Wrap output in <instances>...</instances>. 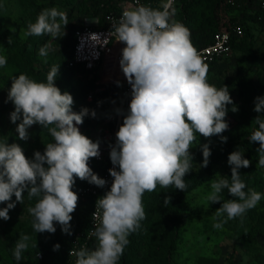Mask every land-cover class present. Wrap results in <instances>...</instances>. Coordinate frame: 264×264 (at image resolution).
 <instances>
[{"label": "clouds", "instance_id": "1", "mask_svg": "<svg viewBox=\"0 0 264 264\" xmlns=\"http://www.w3.org/2000/svg\"><path fill=\"white\" fill-rule=\"evenodd\" d=\"M68 23L65 12L45 8L35 22L27 24L24 35L47 34L58 39L65 34ZM112 32L115 40L125 45L119 65L131 86V100L116 132V144L110 150L111 163L119 170L109 169L113 177L110 190L97 199L93 213L98 223L91 235L97 245L94 250L71 251L77 257L75 264H118L129 235L146 218L145 192H153L157 186L185 192V176L194 164L191 149L197 144L198 135L205 139L220 136L226 142L222 133L229 128L227 106L233 105V113L238 111L226 85L217 88L208 82L209 67L191 43L189 29L172 19L167 5L163 9L143 5L125 8L112 25ZM93 36L98 35L92 33L91 40ZM7 42L12 43L11 36ZM49 50L50 44H45L39 55L47 57ZM6 65V57L0 55V68ZM59 67L60 64L52 65L45 81H37L26 73L10 79L7 100L14 105L11 122L20 121L16 127L18 138L27 141L28 129L39 125L47 130L52 142L45 145L43 153L35 151L29 159L18 143L0 140V204L6 205L0 208V220L10 219L9 211L17 203L23 204L27 192L29 200L37 198L35 205L28 208L36 233L54 234L59 224L63 233L71 235V214L79 200L73 191L76 179L101 188L107 182L89 166L91 158L100 156L99 140H91L77 127L83 124L89 109L73 111V96L62 92L55 83ZM254 104L253 110L261 115L254 118L258 128L249 141L259 143L257 167H264V96H257ZM91 115L94 117L95 112ZM200 147V167H207L211 149L208 144ZM227 162L231 167L230 180L217 174L207 196L210 203H219L220 194L227 189L236 198L225 200L216 210V217L226 215V219L213 225L218 229L228 220L243 217L264 198L255 189L245 191L247 185L239 170L248 168L251 161L242 152H231ZM170 200L165 197L164 205ZM30 239L21 234L15 242L16 261L22 259ZM59 247L56 244L53 250Z\"/></svg>", "mask_w": 264, "mask_h": 264}, {"label": "rangeland", "instance_id": "2", "mask_svg": "<svg viewBox=\"0 0 264 264\" xmlns=\"http://www.w3.org/2000/svg\"><path fill=\"white\" fill-rule=\"evenodd\" d=\"M35 1L46 5L47 8H57L65 12L69 22L62 37L54 39L48 36L46 43L50 44L48 55L41 57L38 52L35 67L49 70L52 65L60 64L59 70L71 68V60L67 61L65 57L72 42L73 31L84 25L85 14L81 11L85 10L89 3H85L86 0H53V6H51V0ZM111 2L115 3L116 0H111ZM30 3L31 0H0V55L5 56L6 59H9L10 53L3 36L7 34L12 37V40L18 38L24 42L26 36L24 35L23 23L29 15ZM187 3L188 0H177L179 15ZM248 11L251 13L262 12V20L244 22L239 25L245 27L244 36L234 44L230 55L209 67L207 76L208 82L217 88L223 85L228 87L234 105L238 108V111L233 113L231 111L233 105L227 106L229 109L226 117L228 124L238 118L241 100L248 93L247 90L244 94L239 92L238 81L246 77L254 87L259 84L264 87V9L252 5ZM220 16L222 29L231 26L233 20L236 23L241 21V12L229 9L221 11ZM242 43L246 44L247 50L235 46ZM6 74V67L0 68V139H13L14 143H18L23 148L26 157L32 159L35 151L43 153L45 145L52 142V137L46 129L43 130L39 125H33L28 129L29 139L27 141L18 138L16 127L20 121H17L16 124L11 122L10 113L14 111V105L7 100L11 81L7 82L1 78ZM89 78L91 77L86 74L77 73L72 76L71 84L77 87L90 80ZM108 98L97 101L79 99V101L74 102L73 111L75 112H80L83 108L89 109V115L84 117L82 134L88 137L90 132L106 127L115 121L120 100L118 97ZM93 111L95 112L94 117L91 115ZM222 135L228 140L225 132ZM226 142H222L220 136L205 139L198 135L197 144H194L191 149L194 157L192 168L194 170L202 168L200 167L203 161L201 145L208 144L212 155ZM243 155L245 158V154ZM89 166L93 172L99 168L90 161ZM239 171L245 174L244 182L247 185L245 191L255 189L264 194V167H257V164L251 161L248 168H241ZM217 174L229 177L230 180L231 167L226 163L223 167L216 169L208 181L185 197L183 204L188 218L186 223L177 228L175 232L173 251L169 258L170 264H257L255 257L257 255L264 256V238H258L256 243L249 246L237 242L243 234L249 232L259 215L264 213V198L255 208L248 210L243 217L228 220L222 228L213 227L215 223L226 219V215L220 217L215 215L222 202L228 199H236L229 194L228 199H226L222 193L220 194L221 202L210 203L208 201L207 196L211 192L210 182L213 179H218ZM12 199L15 200V197L13 196ZM36 202L37 198L29 200L27 192H25L23 204L17 203L16 207L9 211L10 219L7 221L0 220V246H3L0 247V264H29L26 254L38 242L49 245L45 252L44 261L33 264H55L52 261L55 252H53L51 245V235L46 232L36 233L32 227L33 217L28 212V208L34 206ZM2 207H6V205L0 204V208ZM6 223L12 224L14 231L10 230ZM21 234L28 235L31 239L28 241L27 250L22 253V259L16 261L9 248L11 246L14 248L15 242Z\"/></svg>", "mask_w": 264, "mask_h": 264}, {"label": "trees", "instance_id": "3", "mask_svg": "<svg viewBox=\"0 0 264 264\" xmlns=\"http://www.w3.org/2000/svg\"><path fill=\"white\" fill-rule=\"evenodd\" d=\"M118 1L119 0H116L115 3H112L111 0H86L85 3H89V5L81 12L85 14V18H98V25L95 26L94 29H103L104 23L102 18L107 14L116 13L119 10L120 7L117 5ZM223 2L224 0H188V3L183 6V11L180 13L181 15H179L180 11H178V22L189 29L191 43L197 51L212 43L215 35L221 30L220 6ZM50 5L53 6V0H51ZM252 5L258 6L255 0H239L235 6L227 8L231 11L241 12V21L236 23L233 20V26H239L244 22H259L262 20V12L258 11L251 13L248 11L249 7ZM45 8H47L46 5L31 0L29 15L23 23L25 31L27 30V24L30 21L35 22L37 15ZM240 27L242 28L244 36L245 27ZM9 36L10 35L7 34L3 36L5 45L8 47L10 54L9 59H7V65L5 66L7 74L1 78H4V81L10 82L12 76L26 73L37 81H45L46 74L50 69L36 68L35 61L40 47L47 43L49 35L26 37L24 42H21L18 38H14L12 43L8 44L7 41ZM239 39H232V49ZM72 44L73 34L72 42L69 45V50L65 57L67 61L72 60ZM235 46L239 49L247 50L246 44L242 43ZM66 63L65 61V64ZM77 73L84 74L79 66L72 65L69 69L59 70L58 77L55 81L56 86L59 87L62 92L67 91L73 96L74 102L79 101V99L87 100L88 94L95 90V82L99 78L96 72L93 74H86L91 77L89 78L90 80L75 87L71 84V78ZM124 88L125 84L123 83L110 84L106 86L103 91L94 94L92 101L106 99L109 96L111 98L118 97L120 100L121 92ZM238 90L242 94H244L246 90L248 93L241 100L238 118L229 123V128L225 131L228 136L227 142L210 156L207 167H202L199 170H194L192 168V171L185 176V182L187 184L185 192L177 190L174 187L165 189L160 186H157V189L153 192H145L143 196V206L146 218L141 221V227L136 232L129 235V243L125 247L118 264H170L169 258L173 251V238L175 232L177 228L186 223L188 218L183 204L185 197L194 189L208 181L215 173L216 169L228 163V156L233 151L238 150L242 152L245 154L246 159L257 164L258 153L256 150L259 148V143L250 142L249 137L252 132L258 128L254 118L261 114L253 110L255 107L254 100L257 96H264V87H262L261 84L254 87L245 77L238 81ZM262 118H264V114H262ZM81 126L84 127L83 124H81ZM7 140L10 144L14 143L11 138ZM240 174L242 181H244L245 174L243 172H240ZM84 183L85 181H81L77 178L73 190ZM222 193L224 198L228 199V190L224 189ZM165 197H171L170 203L167 205H164ZM71 215L73 217L70 222L71 235L63 233L59 224H56V232L50 234L52 238V249L54 245H60L58 250H53L55 254L52 256V261L55 264L70 263L68 251L71 248L73 234L76 230H87L89 221L88 208L85 209V212L82 211L77 214L72 213ZM6 225L9 226L10 230L14 231L12 224L6 223ZM258 238H264V213L259 215L258 220L251 227L249 232L243 234L237 242L249 246L256 243ZM93 241H95L97 245L96 238L93 239ZM35 245L36 246L30 248L26 254V259L29 261V264L35 262L42 263L45 259V252L49 244L38 242ZM9 249L13 253V246ZM39 254L42 255L41 259L38 258ZM255 259L257 264H264L263 255H257Z\"/></svg>", "mask_w": 264, "mask_h": 264}, {"label": "built area", "instance_id": "4", "mask_svg": "<svg viewBox=\"0 0 264 264\" xmlns=\"http://www.w3.org/2000/svg\"><path fill=\"white\" fill-rule=\"evenodd\" d=\"M239 0H224L220 7L221 11L224 9L235 6ZM257 5L264 9V0H255ZM120 8L116 13L105 15L102 20L104 23L103 29H94L98 25L99 19L96 20L95 26L84 25L81 28H77L73 32V44H72V60L71 65L79 66L84 74L97 73L99 75L98 80L95 82V90L90 92L87 96L89 101L92 100L93 95L103 91L106 86L114 83L125 84L124 90L121 92L119 112L115 121L103 128H98L90 132L89 138L93 141L99 140L100 142V156L99 158H91L95 165L99 166L96 173L99 177L106 180V184L103 188L97 187L93 184L85 183L78 186L73 191L77 193L79 200L75 214L85 209H89V221L87 230L79 231L76 230L71 239V248L68 251L70 258L69 264H75L77 257L71 255V251H78L81 248H87L88 250H94L96 247L94 236L91 235L94 230L95 221L93 213L96 211V201L99 197H102L108 190L113 180L109 173V169L116 167L110 160V150L112 146L116 144V132L119 130L120 125L123 123L122 118L127 114L128 105L131 100V86L127 82L120 65L119 60L121 58V49L125 46L123 43L115 40L112 32V25L118 22L122 12L125 8L146 6L153 9H163L165 5L168 6L172 19L178 21V9L177 0H119L117 4ZM92 33L98 36H93L92 40L90 35ZM243 31L240 26H229L228 28L222 29L215 35L212 43L198 50L204 63L208 66L217 63L224 57L231 54V41L233 38H241ZM105 75L111 77L108 81H104ZM80 132H82V126L77 125ZM38 258L41 259L42 255L39 254Z\"/></svg>", "mask_w": 264, "mask_h": 264}, {"label": "water", "instance_id": "5", "mask_svg": "<svg viewBox=\"0 0 264 264\" xmlns=\"http://www.w3.org/2000/svg\"><path fill=\"white\" fill-rule=\"evenodd\" d=\"M96 20L94 18H89L85 20V24L88 26H95Z\"/></svg>", "mask_w": 264, "mask_h": 264}, {"label": "crops", "instance_id": "6", "mask_svg": "<svg viewBox=\"0 0 264 264\" xmlns=\"http://www.w3.org/2000/svg\"><path fill=\"white\" fill-rule=\"evenodd\" d=\"M220 7H221V6H220ZM86 19H89V18H85V19H84V25H86V24H85V20H86ZM106 77H107V78H106ZM109 79H111V77L108 76V75H105L104 78H103L104 81H108ZM96 166H97V165H96Z\"/></svg>", "mask_w": 264, "mask_h": 264}]
</instances>
